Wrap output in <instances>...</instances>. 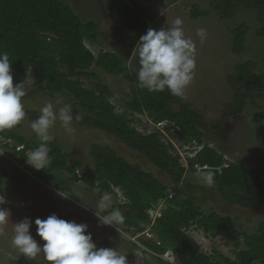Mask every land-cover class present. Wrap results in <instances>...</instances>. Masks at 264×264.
Here are the masks:
<instances>
[{
  "label": "trees",
  "instance_id": "1",
  "mask_svg": "<svg viewBox=\"0 0 264 264\" xmlns=\"http://www.w3.org/2000/svg\"><path fill=\"white\" fill-rule=\"evenodd\" d=\"M103 2L111 20L122 30L137 40L146 34L149 25L144 16L126 0ZM210 7L223 21H233L241 12L254 13L259 25L257 36L264 39V0H212ZM210 15L196 6L192 19L199 21ZM248 34L247 26L232 31L235 55L245 53ZM98 42L96 23H83L67 3L60 0H0V53L9 55L12 75L24 80L28 74H34L39 83L45 85L49 98L60 95L70 99L73 123L114 137L167 175L176 187L171 189L163 185L152 174L119 158L112 149L98 146L91 152L95 171L79 177L81 166L71 165L70 154L63 153L55 141L48 144V162L44 169L32 171L30 176L61 191L68 190L66 185L70 182L82 183L92 192L98 190L101 195L107 191L116 197L115 191H119L127 203L114 207L120 209L124 218L116 227L128 233H142L143 226L151 224L149 211L152 207L166 202L162 217L151 228L160 245L140 239L142 247L153 253L159 264H165L161 257L169 252L181 256L185 264H264V223L259 225L255 234L240 233L232 219L220 217L215 212L205 214L194 200L184 199L182 185L188 173L196 174L195 166L209 167L213 170L201 173H213V185L224 201L251 211L264 208L262 173L226 161L224 155L207 144L195 159L190 160V169L186 170L158 134L143 136L138 133L133 127L140 123L136 115H148L155 124L169 122L179 127L184 145L194 142L203 145L210 126L190 103L173 96L167 89L148 91L139 87L137 74L117 54L103 51L97 58L87 44L96 45ZM94 67L133 85L131 99H117V106L107 87L93 85L89 88L86 81L96 79L91 73ZM255 71L257 65L247 62L238 65L234 76L228 78L234 95L226 107L224 121L241 115L248 106L247 102H253V95L264 108V72L256 74ZM76 115L80 116L78 121ZM261 117L264 123V112ZM262 128L264 130V125ZM18 130V126L0 130V146L19 157L22 164H29V152L39 143L24 139ZM261 150L264 152V144ZM225 165L227 168L222 169L221 174L215 171ZM201 173L197 175L201 177ZM26 175L22 173L21 176ZM5 177L3 171L0 184ZM20 180L15 181L21 184ZM193 228L203 231L211 240L233 243L235 260L217 252L212 256L203 253L201 246L189 235Z\"/></svg>",
  "mask_w": 264,
  "mask_h": 264
},
{
  "label": "rangeland",
  "instance_id": "2",
  "mask_svg": "<svg viewBox=\"0 0 264 264\" xmlns=\"http://www.w3.org/2000/svg\"><path fill=\"white\" fill-rule=\"evenodd\" d=\"M71 6L83 23L94 22L97 25L99 42L96 45L87 44V47L98 58L103 51L115 53L124 59L129 68L137 74L138 63L133 56L139 40L125 32L111 20L103 0H60ZM134 10L142 13L149 28L159 30L170 27L175 19L183 21L182 28L186 37L196 44L195 76L186 89L184 100L191 104L193 110L200 114L209 124L210 130L205 134L204 143L224 155L225 160L238 164L249 170L262 173L264 180V130L262 113L263 104L253 95V102L248 101L244 112L236 118L224 121L226 107L231 104L233 91L228 78L234 76L238 65L252 62L257 65L256 74L264 72V39L257 36L259 25L256 15L252 12H241L233 21H223L214 14L210 4L212 0H126ZM211 13L209 18L199 21L192 19L195 7ZM139 13V14H140ZM242 26L249 28L247 47L243 55L237 56L232 51V31ZM206 29V39L203 43L197 36V30ZM91 73L96 75L95 81H86L89 88L93 85H103L117 99L130 100L134 86L125 83L104 71L93 68ZM26 96L23 98L25 118L19 125L18 133L29 142L40 143L30 125L37 119L40 109L46 103H53L58 112L70 99L63 96L49 98L45 85L40 84L34 74H28L24 80L13 76V85L25 82ZM63 103L56 104L57 99ZM177 110L178 107L175 106ZM68 131L57 120L50 128L49 134L53 137L63 153L70 154L71 165H80L79 175L95 171V163L91 159L93 147L112 149L119 158L131 165L152 174L163 185L174 189V182L165 174L152 166L145 158L127 149L121 142L107 134L79 127L75 123ZM183 144L180 138L176 140ZM30 154V152H29ZM38 170L31 164H22L19 157L0 146V178L2 172L6 177L0 184L1 195L5 196L4 207L11 213V220L0 234V264H48L41 253L35 259L24 257L11 246L12 222L18 223L25 218L32 221L31 235L42 246L44 241L36 234L35 220L47 219L55 214L60 219L74 221L77 224H87L88 233L93 237L97 248H112L126 255L127 264H159L153 253L142 247L139 233L124 232L115 226L101 225L96 216V205L102 196L99 191L92 192L84 184L67 183L68 190H58L47 187L31 177L32 171ZM26 173V176H21ZM21 179V184L16 179ZM184 199L191 198L197 207L205 214L215 212L220 217L232 219L236 231L249 235L255 234L261 223H264V208L246 210L230 205L224 201L215 185L206 184L199 175L188 173L183 182ZM111 207L124 204L119 191H115ZM167 206V205H166ZM99 211V210H97ZM104 215V212H100ZM116 229V230H115ZM86 233V234H88ZM189 235L201 246L202 252L212 256L215 252L235 260L234 244L222 239L211 240L203 231L193 228ZM141 239V240H140ZM136 245L137 247L134 248ZM183 260V259H182ZM165 264H183L182 261L169 256Z\"/></svg>",
  "mask_w": 264,
  "mask_h": 264
},
{
  "label": "clouds",
  "instance_id": "3",
  "mask_svg": "<svg viewBox=\"0 0 264 264\" xmlns=\"http://www.w3.org/2000/svg\"><path fill=\"white\" fill-rule=\"evenodd\" d=\"M182 24L183 21L177 18L172 26L159 30L149 28L146 34L140 37L133 52L138 63L139 87L148 91L167 89L173 96L184 98L186 89L194 79L197 64L196 44L191 38L186 37ZM197 36L203 43L206 39V29H198ZM25 83L26 81L13 85L9 55L0 53V130L12 129L24 120L26 113L22 101L26 96ZM61 103L62 100L58 98L56 104ZM73 119L70 104H64L57 112L53 103H46L40 109L37 119L30 125L40 143L30 152L27 162L36 169H44V165L48 162L47 142L53 139L49 134L50 128L59 120L68 131H71L70 125ZM79 119L80 116L76 115L75 120ZM78 176L81 175L78 173ZM201 177L208 185L214 183L212 172L201 173ZM111 201L112 194L106 191L96 205L95 214L101 225L115 226L124 219L119 208L111 207ZM123 201L125 205L127 201L124 198ZM5 203V196L0 195V206ZM100 212L105 214L101 215ZM10 220V211L0 207V234H3ZM154 223L151 221V224L143 226L144 231L142 234L139 233L141 235H138V238L143 237L160 245L156 235L151 232ZM35 224L36 234L45 242L42 246L30 233L32 227L30 219L25 218L18 223L12 222L11 246L26 258L35 259L42 253L48 264H127L126 255L121 254L120 251L112 248H97L92 235L88 233L87 224L66 221L55 214L44 220L37 218ZM147 230L152 234V239L145 237L144 233ZM131 233L134 235L135 231ZM169 256L184 262L181 256L172 252L161 258L165 262Z\"/></svg>",
  "mask_w": 264,
  "mask_h": 264
},
{
  "label": "built area",
  "instance_id": "4",
  "mask_svg": "<svg viewBox=\"0 0 264 264\" xmlns=\"http://www.w3.org/2000/svg\"><path fill=\"white\" fill-rule=\"evenodd\" d=\"M136 119L140 123L134 124L133 127L136 128L138 133L143 136L158 134L161 142L171 147L172 155L180 159L182 167L186 170L190 169V160L195 159L197 155L203 151L206 144L204 143L203 145H199L197 142H194L190 145H180L176 140L180 138L181 129L175 124H171L169 122L155 124L148 115H136ZM225 168H227V165H225L223 168L216 169L215 171L221 174L222 169ZM194 170L197 174H200L203 171H211L213 169L197 165L194 167ZM172 198L173 197L171 196L170 199ZM165 208L166 202H160L159 204L152 207V209L149 211V217L152 223L162 217V212L165 210ZM144 235L148 239L153 238L152 234L148 230L144 233Z\"/></svg>",
  "mask_w": 264,
  "mask_h": 264
},
{
  "label": "crops",
  "instance_id": "5",
  "mask_svg": "<svg viewBox=\"0 0 264 264\" xmlns=\"http://www.w3.org/2000/svg\"><path fill=\"white\" fill-rule=\"evenodd\" d=\"M115 54V53H114ZM120 57V56H119ZM96 68V67H95Z\"/></svg>",
  "mask_w": 264,
  "mask_h": 264
}]
</instances>
